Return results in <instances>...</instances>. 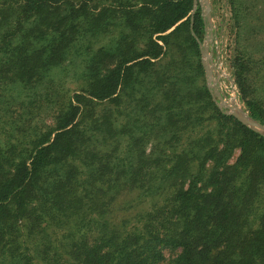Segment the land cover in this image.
Masks as SVG:
<instances>
[{"label": "trees", "instance_id": "16d2710c", "mask_svg": "<svg viewBox=\"0 0 264 264\" xmlns=\"http://www.w3.org/2000/svg\"><path fill=\"white\" fill-rule=\"evenodd\" d=\"M193 9L194 0H0V264H264V136L221 114L206 88L203 123L229 121L232 143L220 127L181 150L162 139L153 169L119 154L115 177L94 136L105 123L111 139L129 132L115 127L119 108L106 122L102 112L168 50L199 57L193 33L202 40L206 24ZM101 35L111 43L94 48ZM239 55L246 94L250 56ZM180 99L158 128L176 120ZM246 106L264 126V100ZM116 190L137 199L124 202L120 224L103 217Z\"/></svg>", "mask_w": 264, "mask_h": 264}, {"label": "rangeland", "instance_id": "374dc122", "mask_svg": "<svg viewBox=\"0 0 264 264\" xmlns=\"http://www.w3.org/2000/svg\"><path fill=\"white\" fill-rule=\"evenodd\" d=\"M231 1L197 0L196 10H201L206 24L202 40L193 33L199 44V57L193 51L188 53L187 49L177 51L174 47L168 50L155 62L152 69L141 72L136 78V82L138 80L136 84L139 85L136 92L132 90V86L126 87L120 106L108 105L103 110L102 114L106 122L107 118L108 121L111 120L113 112L119 108L118 111L121 112L122 117L115 127L129 129L128 133L120 134L115 140L109 137V125L105 123L101 126V135L98 133L94 135L105 138L106 146L103 147V151L106 153L107 160L109 157L112 158V164H109V167L115 172V177L116 173L124 169L118 165L117 160H114L119 154H121L120 157L129 155L137 157L138 169L141 171L153 169L152 156L159 154L156 142L162 139H167L168 147H178L181 150L180 144L188 139L197 141L210 133L215 137L214 132L208 133L209 129L215 127L218 130L220 127L227 135V141L232 143L237 140L236 131L229 121H223L222 127L218 126L217 121L214 120L203 123L202 118L210 115L202 113V88L209 91L219 112L229 117H233L230 115L232 112L251 117L246 100L251 98L264 100V0H236L238 7L239 2L243 3L239 11L235 6L236 1L234 5ZM208 9L210 19L205 13ZM196 10L192 11V20ZM235 14L240 19V23H235ZM180 35V41L184 40L185 34ZM90 39L94 48L111 43L106 35ZM202 45L205 46V56L202 54ZM240 51L250 56L247 57V81L244 86L246 94L237 82L233 66V62L240 56ZM63 86L72 91L75 88L70 80H67ZM218 95L222 97V100L218 98ZM174 96L181 97L175 110L179 115L175 121L169 119V123L160 129L157 117L160 111L164 112V109L173 104L171 102ZM133 107L135 110L131 112ZM99 110L101 111V108ZM170 115L172 114H165V116ZM96 146L101 149L103 145ZM198 148L196 145L195 149L198 150ZM239 155V148L231 149L227 155L230 157L228 164H234ZM117 192L118 190L112 191L108 201L110 207L105 209L103 217L112 218L116 224H120L127 217L126 212H123L124 202L129 201L135 204L137 199L135 195L129 197L127 194L124 197L119 194L118 196ZM167 256L168 253H166Z\"/></svg>", "mask_w": 264, "mask_h": 264}, {"label": "water", "instance_id": "95a60500", "mask_svg": "<svg viewBox=\"0 0 264 264\" xmlns=\"http://www.w3.org/2000/svg\"><path fill=\"white\" fill-rule=\"evenodd\" d=\"M197 3H198L197 0H194V11L197 8ZM205 13H206V16L210 19L209 9L206 10ZM191 30H192V28H191ZM201 50H202V54L205 56L206 51H205L204 45H202ZM218 98L220 100H222V97L220 95H218ZM230 115L233 116L234 118H236L243 125L247 126L249 129H251L255 132H258L264 136V126L262 124H260L259 122L255 121L253 118L247 117V116H242L241 114H238L237 112H232Z\"/></svg>", "mask_w": 264, "mask_h": 264}]
</instances>
